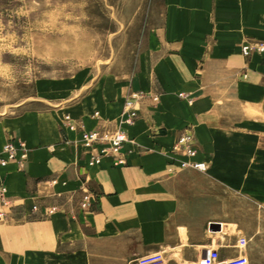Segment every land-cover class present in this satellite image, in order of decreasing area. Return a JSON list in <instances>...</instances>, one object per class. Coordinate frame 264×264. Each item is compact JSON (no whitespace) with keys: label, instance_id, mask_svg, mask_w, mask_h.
Returning <instances> with one entry per match:
<instances>
[{"label":"crops","instance_id":"obj_1","mask_svg":"<svg viewBox=\"0 0 264 264\" xmlns=\"http://www.w3.org/2000/svg\"><path fill=\"white\" fill-rule=\"evenodd\" d=\"M245 44H264V0H164L127 79L0 121V151L9 140L26 151L0 165V264H132L159 251L181 264L176 256L185 263L209 248L237 256L236 238L208 242L205 225L216 222L209 185L229 178L232 190H263L254 145L264 139L255 135L264 132V51L245 56ZM116 129L127 135L120 159L91 162L82 133ZM182 135L206 171L170 157Z\"/></svg>","mask_w":264,"mask_h":264},{"label":"rangeland","instance_id":"obj_2","mask_svg":"<svg viewBox=\"0 0 264 264\" xmlns=\"http://www.w3.org/2000/svg\"><path fill=\"white\" fill-rule=\"evenodd\" d=\"M163 9L164 0H0V121L127 79ZM254 146L264 152V139ZM228 183L208 186L207 214L221 228L206 224V240L243 237L249 264H264V185L235 191Z\"/></svg>","mask_w":264,"mask_h":264},{"label":"built area","instance_id":"obj_3","mask_svg":"<svg viewBox=\"0 0 264 264\" xmlns=\"http://www.w3.org/2000/svg\"><path fill=\"white\" fill-rule=\"evenodd\" d=\"M254 48L258 52H263L264 44H260L256 47L245 44L241 47V52L243 55L248 56ZM154 99L157 100V97L154 96ZM132 105V98L125 101L123 108L125 118L123 119V122L127 124H131L136 116ZM65 119L68 123V116H66ZM69 127L73 128L74 126ZM126 141L127 135L122 129H116L110 132L91 130L84 131L82 133L79 143L90 153V161L96 163L105 155H111L116 159H120L123 144ZM18 151H21L19 157H17ZM169 152L170 157L179 163L180 168H193L199 171H206L208 168L207 162L192 159L196 154V150L192 147L188 135L180 136L173 144ZM25 156L26 151L22 144L20 143L17 145L12 140H9L4 144L0 151V165H5L10 160H16L18 163H21ZM89 203V196L86 195L83 199L82 206L86 207ZM2 215L3 214L0 213V216ZM237 247L240 250V253L235 257L222 258L217 248H209L199 258L181 264H249L248 256L246 254L247 241L245 238L242 237L238 239ZM132 264L168 263L164 260L163 252L159 251L137 258L132 262Z\"/></svg>","mask_w":264,"mask_h":264},{"label":"water","instance_id":"obj_4","mask_svg":"<svg viewBox=\"0 0 264 264\" xmlns=\"http://www.w3.org/2000/svg\"><path fill=\"white\" fill-rule=\"evenodd\" d=\"M210 225H211L210 227L213 228V230L214 228H216L217 230L221 228V224L219 222H212Z\"/></svg>","mask_w":264,"mask_h":264}]
</instances>
